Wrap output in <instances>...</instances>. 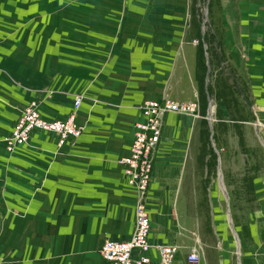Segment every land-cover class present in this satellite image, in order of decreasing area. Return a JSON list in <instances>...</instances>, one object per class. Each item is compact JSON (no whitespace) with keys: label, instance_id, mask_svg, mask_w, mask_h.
Listing matches in <instances>:
<instances>
[{"label":"crops","instance_id":"1","mask_svg":"<svg viewBox=\"0 0 264 264\" xmlns=\"http://www.w3.org/2000/svg\"><path fill=\"white\" fill-rule=\"evenodd\" d=\"M32 1H19L22 29L5 31L0 91L7 100L0 97V128L10 123L5 116L17 117L34 99L44 119L64 120L80 94L75 115L83 132L60 147L41 132L11 152L0 142V264L105 262L99 246L106 239L127 240L135 225V193L117 159L128 154L133 124L141 119L138 106L164 97L187 102L196 91L194 57L188 49L179 59L181 41L174 33L180 28L173 22L190 0ZM13 12L0 10L10 18ZM195 123L194 116L180 113L163 119L146 191L149 264H157L154 247L162 244L178 247L172 264H188L192 249L198 264H209L211 243L188 206ZM263 197L257 191L261 211L250 215L252 245L259 252Z\"/></svg>","mask_w":264,"mask_h":264},{"label":"rangeland","instance_id":"2","mask_svg":"<svg viewBox=\"0 0 264 264\" xmlns=\"http://www.w3.org/2000/svg\"><path fill=\"white\" fill-rule=\"evenodd\" d=\"M19 1L0 0L1 11H14L11 18L0 13V51L5 46V31L22 29ZM26 1L28 6L33 2ZM189 2L186 10H179L173 17L180 28L174 33L175 40L181 41L179 59L181 53L191 49L195 65L196 91L190 101L181 102H194L197 112L182 113L194 116L196 122L189 150L193 156L187 182L192 193L189 211L211 243L206 250L209 264H237L235 239L226 221V201L218 189V156L233 231L239 236L238 264H264V252L253 249L250 220L252 213L261 211L255 198L257 191L264 196V0ZM34 12L28 11L27 16L24 12L23 19ZM9 20H14L11 27L7 26ZM207 96L212 106L210 122ZM0 97L7 98L2 91ZM33 101L38 109L40 102ZM33 101L26 102L17 117ZM251 108L258 119L254 120ZM5 117L10 123L0 128L3 145L19 118ZM44 134L54 136L57 147L63 145L58 144L55 134ZM3 259L0 249V261ZM93 264L108 263L98 260Z\"/></svg>","mask_w":264,"mask_h":264},{"label":"built area","instance_id":"3","mask_svg":"<svg viewBox=\"0 0 264 264\" xmlns=\"http://www.w3.org/2000/svg\"><path fill=\"white\" fill-rule=\"evenodd\" d=\"M73 109L64 120H46L37 109V103L31 102L20 114L10 136L4 139V148L9 152L27 143L33 132L53 133L62 145L69 139L81 136L83 126L76 123L75 112L81 104V95L73 97ZM141 119L133 124V137L126 156L119 157L122 176L127 186L135 193L134 229L124 241L104 240L97 251L98 256L108 264H149L147 254L152 247L148 235L150 232L149 214L146 207L147 188L152 179L155 154L162 133L163 119L169 113L196 114L194 102L181 103L167 97L158 100H144L138 106ZM157 264H172L178 247L174 245H156ZM199 255L195 249L187 255L188 264H198Z\"/></svg>","mask_w":264,"mask_h":264},{"label":"water","instance_id":"4","mask_svg":"<svg viewBox=\"0 0 264 264\" xmlns=\"http://www.w3.org/2000/svg\"><path fill=\"white\" fill-rule=\"evenodd\" d=\"M207 115H208V122H210V117L212 115V111H211V104L209 102L208 104V107H207ZM212 135V133L210 134ZM217 158V174H218V181L220 183V187L221 189H223V185H222V175L220 174V160L218 158V156L216 157ZM223 194H225V201H226V214H227V218H228V221H229V228L231 229V231L233 232V236H235V239H236V243H238V238L237 236L235 235L234 231H233V225H232V221L230 219V211H229V205H227V192L225 189H223ZM237 247H238V244H237Z\"/></svg>","mask_w":264,"mask_h":264},{"label":"bare ground","instance_id":"5","mask_svg":"<svg viewBox=\"0 0 264 264\" xmlns=\"http://www.w3.org/2000/svg\"><path fill=\"white\" fill-rule=\"evenodd\" d=\"M211 111H212V107H211ZM218 186H219V189L222 191V194H223V189H221L219 181H218ZM223 197H225V194H223ZM227 220H228V218H227ZM228 225H229V223H228ZM236 244H238V243H236Z\"/></svg>","mask_w":264,"mask_h":264},{"label":"trees","instance_id":"6","mask_svg":"<svg viewBox=\"0 0 264 264\" xmlns=\"http://www.w3.org/2000/svg\"><path fill=\"white\" fill-rule=\"evenodd\" d=\"M208 93V92H207ZM206 99H209V97L207 96V98Z\"/></svg>","mask_w":264,"mask_h":264}]
</instances>
